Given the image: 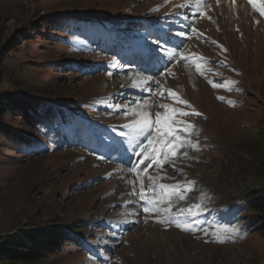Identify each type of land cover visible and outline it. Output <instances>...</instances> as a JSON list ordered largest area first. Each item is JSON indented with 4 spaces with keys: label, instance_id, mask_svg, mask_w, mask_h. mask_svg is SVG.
Wrapping results in <instances>:
<instances>
[{
    "label": "rangeland",
    "instance_id": "obj_1",
    "mask_svg": "<svg viewBox=\"0 0 264 264\" xmlns=\"http://www.w3.org/2000/svg\"><path fill=\"white\" fill-rule=\"evenodd\" d=\"M202 13L194 0H0V93L51 118L37 127L18 113L4 119L14 138L0 137V245L42 228L74 238L54 255L19 264H264L262 233L215 218L264 195V16L249 0H204ZM158 43L187 62L167 61ZM196 63L212 71L201 74ZM136 73L159 83L132 87ZM209 80L236 83L229 91ZM167 89L202 114L190 118L200 150L181 149L188 159L148 174L160 183L195 182L172 212L201 204L203 230L158 223L143 201L128 203L138 199L129 167L139 158L119 136L132 117L114 105L147 99L154 119L159 105L175 103ZM218 227L238 231L217 243Z\"/></svg>",
    "mask_w": 264,
    "mask_h": 264
},
{
    "label": "snow or ice",
    "instance_id": "obj_2",
    "mask_svg": "<svg viewBox=\"0 0 264 264\" xmlns=\"http://www.w3.org/2000/svg\"><path fill=\"white\" fill-rule=\"evenodd\" d=\"M249 3L254 10L264 16V7L258 6L255 0H249ZM186 6V4L179 5L181 8ZM194 6L196 12L203 14L202 8L204 6V0H194ZM156 10L158 9H153V11ZM193 16H195V13H193ZM176 35L184 37L185 33L178 32ZM167 43L168 41L165 40L164 44ZM155 51L162 52L163 57L167 61H179L181 58L185 62L188 60V57H184L176 48H167L159 43ZM119 63V61L113 60L110 63V67L116 68L119 66ZM157 63H162L160 57H157ZM164 70L171 73L170 68H165ZM196 70L201 72V74L205 71H212L211 69H204L200 63H196ZM109 75L111 76L112 73H109ZM208 82L212 84L213 88L225 87L229 91L232 90L231 85L236 83V81H227L221 84L213 83L211 80ZM153 83L158 84L159 82L155 81L152 76L141 77L140 73H136L132 81V87L141 90H150ZM166 91L175 103L159 105L164 111L162 113L157 112L154 119L146 110L148 105L147 99L143 101V104L139 101H129L128 104L123 106L114 105L117 110L123 109L125 116L130 115L132 117L128 123L122 126L126 131H120L119 136L127 144L126 152L130 156L139 158L137 161L132 162L129 167V171L136 174L137 181L139 182L138 192L134 188L131 193L138 199L129 201L128 203L139 204L140 201H143V204H139V207L146 214H156L158 217L156 222L158 223L169 226L174 225L185 232L203 230L200 229V222L197 220L203 207L201 204H195L191 207L181 209L179 214L172 212L173 204L185 200L187 198L186 194L195 188V182L160 183L159 179H163L162 177H153L148 174V170L154 165L156 167H163L166 163L174 165L177 159H188V152H181V149L200 150L198 141H193L192 139L193 136H198L199 133L196 125L190 122V118L193 116L199 117L202 114L197 112L187 100L180 98L173 90L167 89ZM236 91H239V89H236ZM161 95H163V92ZM217 99L224 101L225 98L219 96ZM227 103L235 106V101L229 100ZM132 104L135 106L130 107L129 105ZM176 105H184L188 109H191V111H187L185 108ZM110 107H113V105H110ZM145 178L148 181L147 187H145L144 183ZM137 181H132L131 183L135 185ZM201 199H207V194H203ZM164 205L167 206L163 207ZM181 215L183 219H181ZM237 231L238 229L235 228L221 229L218 227L211 235L215 237V242L223 243V234L228 232L235 234ZM205 234L208 235L206 231Z\"/></svg>",
    "mask_w": 264,
    "mask_h": 264
},
{
    "label": "trees",
    "instance_id": "obj_3",
    "mask_svg": "<svg viewBox=\"0 0 264 264\" xmlns=\"http://www.w3.org/2000/svg\"><path fill=\"white\" fill-rule=\"evenodd\" d=\"M16 113L21 114L27 121H33L34 127L44 125L51 119L45 110H37L33 105L11 94L0 93V137L14 138L12 130L5 126L4 119L7 115ZM241 205L239 208L233 206L227 210L221 209L215 214V218L227 225L244 223V230L264 235V195L253 193ZM242 210L248 211L252 216H242ZM73 239L70 233L59 228L18 231L5 238L0 245V264L39 261L56 254Z\"/></svg>",
    "mask_w": 264,
    "mask_h": 264
},
{
    "label": "bare ground",
    "instance_id": "obj_4",
    "mask_svg": "<svg viewBox=\"0 0 264 264\" xmlns=\"http://www.w3.org/2000/svg\"><path fill=\"white\" fill-rule=\"evenodd\" d=\"M103 210H104V209H103ZM104 212H105V210H104V211H102V214H104ZM102 214H101V215H102Z\"/></svg>",
    "mask_w": 264,
    "mask_h": 264
}]
</instances>
